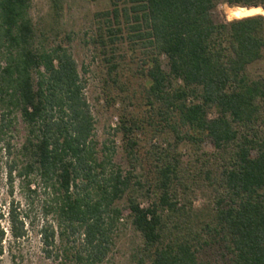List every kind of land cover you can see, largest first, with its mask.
I'll use <instances>...</instances> for the list:
<instances>
[{
    "label": "trees",
    "instance_id": "obj_1",
    "mask_svg": "<svg viewBox=\"0 0 264 264\" xmlns=\"http://www.w3.org/2000/svg\"><path fill=\"white\" fill-rule=\"evenodd\" d=\"M109 2L93 43L108 84L125 95L117 131L127 172L98 156L78 66L66 48L45 46L32 0H0V107L6 126L17 117L26 131L19 177L35 175L49 191L57 233L79 242L75 264H108L121 200L140 240L133 264H213L210 250L228 264H264V78L247 72L264 59V16L212 17L219 4L264 11V0ZM52 7L59 15L58 0ZM122 45L138 84L122 82ZM158 137L172 144L152 146ZM181 147L190 148L194 164L182 166ZM143 161L151 178L136 173ZM199 181L211 198L202 210L192 197ZM4 220L14 241L27 236L13 205L6 213L0 207V258Z\"/></svg>",
    "mask_w": 264,
    "mask_h": 264
},
{
    "label": "rangeland",
    "instance_id": "obj_2",
    "mask_svg": "<svg viewBox=\"0 0 264 264\" xmlns=\"http://www.w3.org/2000/svg\"><path fill=\"white\" fill-rule=\"evenodd\" d=\"M58 1L61 10L59 15H55L52 7L53 0H32L30 9L32 21L39 33H42L47 48L58 45L66 48L78 66L84 83V94L94 121L93 138L98 156L110 157L112 164L119 166L123 172H127L131 169L125 140L117 131L123 104H125L121 100L125 95L121 97L118 87L108 84L103 53L101 48L93 43L101 26L98 14L110 10L111 3L109 0ZM237 8L240 7L230 8L219 4L212 13L213 20L221 23L240 19L232 14ZM257 15L264 16V11ZM117 56L123 58L122 82L133 79V82L138 84L136 77H132L134 67L131 66L132 60L128 53V46H119ZM3 64L0 49V67ZM247 72L252 79L264 78V59L250 66ZM132 111L135 110L130 107L128 112ZM1 114L4 118H0V207L6 213L13 205L25 222L27 236L14 241L9 235L7 222L5 220L1 222V226L7 233L3 242L0 264H75L72 256L79 248V242L71 237L69 239L66 236L60 237L57 233L60 229L49 191L35 175L19 177L25 162L21 156V147L26 135L25 127L17 117L7 118L10 124L6 126V108L3 106L0 107V116ZM143 142H149V139L144 138ZM150 143L152 146L167 148V144H172V141L166 142L164 138L158 137ZM179 151L182 166L194 164L189 147H181ZM141 165L145 170L138 169L136 173L151 178L149 166L144 161ZM197 188L200 191L192 196L193 204L196 210H202L211 200L210 192L203 181H199ZM118 206L122 210L121 221L115 224L113 229L112 247L106 263L133 264V256L140 240L129 224L124 200H121ZM142 206L145 207L146 203ZM52 231L56 232L53 241L45 238ZM46 240L51 243L46 245ZM205 254L213 264H228L219 250L206 251Z\"/></svg>",
    "mask_w": 264,
    "mask_h": 264
},
{
    "label": "bare ground",
    "instance_id": "obj_3",
    "mask_svg": "<svg viewBox=\"0 0 264 264\" xmlns=\"http://www.w3.org/2000/svg\"><path fill=\"white\" fill-rule=\"evenodd\" d=\"M250 13H252V14H262L263 13V11H262V9L261 8H250V9H245V8H237V9H235L233 12H232V14L236 17V18H241V17H244V16H246V15H248V14H250Z\"/></svg>",
    "mask_w": 264,
    "mask_h": 264
},
{
    "label": "water",
    "instance_id": "obj_4",
    "mask_svg": "<svg viewBox=\"0 0 264 264\" xmlns=\"http://www.w3.org/2000/svg\"><path fill=\"white\" fill-rule=\"evenodd\" d=\"M256 15V14H255ZM254 14H252V13H250V14H248V15H246V16H244V17H241V18H247V17H252V16H255Z\"/></svg>",
    "mask_w": 264,
    "mask_h": 264
}]
</instances>
